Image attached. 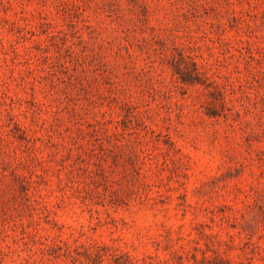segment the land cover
<instances>
[{
	"label": "rangeland",
	"instance_id": "rangeland-1",
	"mask_svg": "<svg viewBox=\"0 0 264 264\" xmlns=\"http://www.w3.org/2000/svg\"><path fill=\"white\" fill-rule=\"evenodd\" d=\"M0 264H264V0H0Z\"/></svg>",
	"mask_w": 264,
	"mask_h": 264
},
{
	"label": "trees",
	"instance_id": "trees-1",
	"mask_svg": "<svg viewBox=\"0 0 264 264\" xmlns=\"http://www.w3.org/2000/svg\"><path fill=\"white\" fill-rule=\"evenodd\" d=\"M182 80H183L184 82H189V81H191L189 78H186V77H182Z\"/></svg>",
	"mask_w": 264,
	"mask_h": 264
}]
</instances>
